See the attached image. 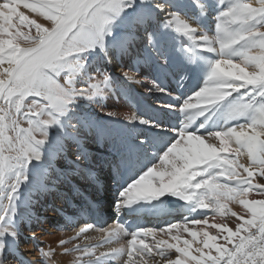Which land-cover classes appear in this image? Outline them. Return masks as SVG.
<instances>
[{
  "label": "snow or ice",
  "instance_id": "1",
  "mask_svg": "<svg viewBox=\"0 0 264 264\" xmlns=\"http://www.w3.org/2000/svg\"><path fill=\"white\" fill-rule=\"evenodd\" d=\"M143 65L168 69L181 86L194 72L203 82L173 97L141 75ZM118 79L171 98L160 108L175 112L178 126L144 118L131 96L127 111L108 110L105 100L121 94ZM85 104L123 128L101 125ZM136 125L171 139L157 147ZM89 136L113 148L116 159L104 163L114 174L135 172L117 193L119 216L165 195L190 205L191 215L134 229L121 219L86 223L60 241H98L64 247L79 254L73 264H264V0H0V264H52L53 249L37 248L36 260L21 252L23 228L63 210L66 174L55 163L70 148L74 174L99 192L95 169L81 166L96 159L85 147ZM252 192L260 198L249 199ZM80 199L76 215L101 211L96 198ZM236 201L246 212H231L235 229L210 223V213L213 221L223 217ZM89 230L99 235L85 236ZM31 240H38L34 231Z\"/></svg>",
  "mask_w": 264,
  "mask_h": 264
},
{
  "label": "bare ground",
  "instance_id": "2",
  "mask_svg": "<svg viewBox=\"0 0 264 264\" xmlns=\"http://www.w3.org/2000/svg\"><path fill=\"white\" fill-rule=\"evenodd\" d=\"M246 2L253 3L254 6H256V0H246ZM21 11H24L27 15L30 16L32 19H36L39 23H45L47 25L48 22H45L42 17H39L37 15H34L27 10L21 8ZM206 27H211V22H206ZM34 29V28H33ZM27 30V29H26ZM35 30V29H34ZM116 77H119V73L116 71L115 67L113 66L111 69ZM164 74L167 76H175L171 77V80L168 82V90L173 94V97H181L179 95V88H178V81L179 78L176 75H173L170 73L168 69H163ZM163 72L162 70H160ZM141 75L144 77H147L149 79L156 78L159 80V77L155 76L152 71L150 72V68L148 65L142 66ZM191 77V78H190ZM189 79L185 80V84L187 85L186 94L191 95L195 90H197L202 82H203V75L201 72H194L190 74ZM192 80V81H190ZM195 80V81H194ZM117 88L120 95H113L105 100V105L108 110H114V111H127V105L129 103V97L131 96L134 98L136 103H134V107L138 110V113L143 116L144 118H160L167 126H170L168 123L170 121H180V117L175 112H170L166 109H161L160 105L164 103H170L173 102L171 98L166 96H161L160 94H146L144 92V89L137 86H130L125 85L122 82L119 81L117 83ZM181 93H183L181 91ZM83 108L87 111V114L94 120L98 121L101 125L109 127V128H115V129H122L123 125L120 123H114L112 120H110L108 117L104 115V113L99 112V110L90 107L88 105H83ZM203 120V118H200ZM199 123V121H198ZM26 127V125H24ZM212 127H214L213 122H210L208 126L203 131L209 130ZM135 133H143L147 136H157V137H163L158 136L154 131L146 129L142 125H136L134 128ZM52 135L55 136V130H53ZM218 144V141H217ZM85 147L87 148V151L96 159L92 161H85L81 166L87 167L92 166L95 169V172L97 176L99 177L100 181L107 182V164L104 163L105 161H110L116 159L115 153L112 147L106 146L105 144L98 143L96 140L89 136L85 140ZM56 148V144L52 145V149ZM75 152L74 148H70L67 155L64 158L58 159L55 163V167L58 171L65 173V176L61 177L62 183L60 185L61 191L63 193H67L69 195V198L67 201L64 202L63 210L66 211L67 203L70 202V200H73L75 205L79 206L81 203L80 195H86L87 193L92 194L93 196H99L97 195L96 190L93 186H91L87 181H85L82 177L74 174V169L76 167L75 165V157L71 156ZM71 156V157H70ZM73 158V160H72ZM241 163H246V157L241 156L240 157ZM47 163V161H45ZM33 175L36 177V179L41 178V173L39 171H36L33 173ZM259 179V178H258ZM99 181V184H100ZM98 184V185H99ZM113 184H105L103 185L104 189V195L97 199L101 205L102 208L108 209L113 216L118 214V211L115 207V202L117 198V193L113 190ZM74 187H77L79 190V193L77 192H70L71 189H74ZM102 187V188H103ZM119 191V190H118ZM27 194V190H25V195ZM74 197V198H73ZM249 199L260 197L256 195L255 192H252L249 194ZM163 199L160 201H152L150 203H146V208L149 210V207L152 209H156L158 211L167 209V212L170 211V207L167 205V199H175V197L171 195H165L162 197ZM190 205L184 206L181 208V210H176V214H181L180 216L173 217V222L176 220H181L183 216L185 215H191L190 213ZM228 209L231 211H227L223 217H221L219 214L215 216V220L213 221L212 216H209L210 223L216 222V223H228L230 227L235 229L236 223L239 221L236 219V217L231 216V212H237L240 215H244L246 210L243 209V207L236 202H228ZM205 211V210H202ZM72 213V212H70ZM183 213V214H182ZM65 215L66 213H42V216L44 217L45 222L40 225L33 224L31 228H28L25 226L23 228L24 236L27 237V239H22L21 241V252L25 253H32L31 255L27 256L30 260H36L39 259V255L37 252V248H43L45 251H48L49 249H53L55 251V255L51 258L52 264H73V261L75 260L76 256L79 254H64L63 248L60 241L67 240L71 237H74L76 232L79 230L80 227L84 226L79 224L77 228L71 229L66 224H64L65 221ZM195 215V214H192ZM150 227L157 226L160 227L161 221H150L147 220ZM113 225L111 221L109 222V225ZM213 234H215V229H209ZM33 231L35 232V235L37 236L38 240L36 242H33L31 240V235L33 234ZM99 234L89 230V232L85 233V236L87 237H96ZM157 239L160 238L159 235L156 237ZM167 239V237H164ZM128 239L127 237L125 240ZM98 242L95 239L85 240L83 237L77 240H73L72 243L68 246H65L67 248H72L75 244H85V243H94ZM149 244L154 243L152 237H149L148 241ZM222 242V241H221ZM106 249L101 248L98 251H104Z\"/></svg>",
  "mask_w": 264,
  "mask_h": 264
},
{
  "label": "rangeland",
  "instance_id": "3",
  "mask_svg": "<svg viewBox=\"0 0 264 264\" xmlns=\"http://www.w3.org/2000/svg\"><path fill=\"white\" fill-rule=\"evenodd\" d=\"M22 31H27V30H26V28H24V29H22ZM32 34H33V35L35 34V30H34V29L32 30ZM71 156L74 157L73 154H72ZM71 156H70V157H71ZM72 160H73V158H72ZM69 239H70V238H69ZM69 239H67V240L65 239L64 241H68ZM72 241H73V240H72ZM71 243H72V242H71ZM71 243H67V244H65L64 247L70 245Z\"/></svg>",
  "mask_w": 264,
  "mask_h": 264
}]
</instances>
